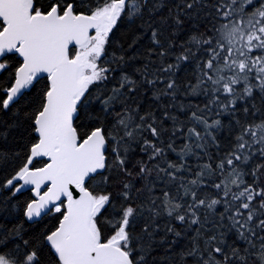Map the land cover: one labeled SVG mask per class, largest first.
Segmentation results:
<instances>
[{
    "label": "snow or ice",
    "instance_id": "1",
    "mask_svg": "<svg viewBox=\"0 0 264 264\" xmlns=\"http://www.w3.org/2000/svg\"><path fill=\"white\" fill-rule=\"evenodd\" d=\"M0 264H264V0H0Z\"/></svg>",
    "mask_w": 264,
    "mask_h": 264
}]
</instances>
